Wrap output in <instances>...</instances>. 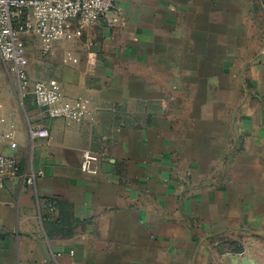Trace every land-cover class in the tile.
Returning <instances> with one entry per match:
<instances>
[{
  "label": "crops",
  "instance_id": "obj_1",
  "mask_svg": "<svg viewBox=\"0 0 264 264\" xmlns=\"http://www.w3.org/2000/svg\"><path fill=\"white\" fill-rule=\"evenodd\" d=\"M115 3L41 60L84 120L0 64V153L41 173L0 189V264H264V0Z\"/></svg>",
  "mask_w": 264,
  "mask_h": 264
},
{
  "label": "built area",
  "instance_id": "obj_2",
  "mask_svg": "<svg viewBox=\"0 0 264 264\" xmlns=\"http://www.w3.org/2000/svg\"><path fill=\"white\" fill-rule=\"evenodd\" d=\"M115 8V0H0V62L15 75L22 96H32L36 107L52 119L84 120L90 112L85 100L68 99L55 79L31 80L29 59L16 22L25 15L26 31L42 40L44 52L48 54L54 43L81 38L87 27L109 17ZM29 134L33 141L50 136L49 130L40 126H31ZM11 147L16 149L17 144L11 143ZM101 161V155L85 151L82 171L97 175ZM39 175L23 173L15 157L0 153V189L7 179L33 186Z\"/></svg>",
  "mask_w": 264,
  "mask_h": 264
},
{
  "label": "rangeland",
  "instance_id": "obj_3",
  "mask_svg": "<svg viewBox=\"0 0 264 264\" xmlns=\"http://www.w3.org/2000/svg\"><path fill=\"white\" fill-rule=\"evenodd\" d=\"M25 21H26V16L23 15L22 17L19 18V20L16 22L17 28L20 31L21 35V40L23 43V46L25 47L27 56L30 60V74L31 77L34 79H40V78H46L48 76V72L42 68L41 66V60H44L47 58V54L44 52V45L42 40L35 35L32 32H27L25 29ZM0 64L6 66V77L9 81L13 82L14 86L17 89V95L18 98L23 102V104H26L27 98L23 97L18 86L17 79L15 75L11 72L9 67L3 62H0Z\"/></svg>",
  "mask_w": 264,
  "mask_h": 264
}]
</instances>
